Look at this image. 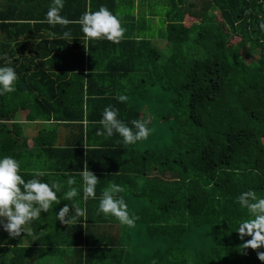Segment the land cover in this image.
I'll use <instances>...</instances> for the list:
<instances>
[{
	"label": "trees",
	"instance_id": "1",
	"mask_svg": "<svg viewBox=\"0 0 264 264\" xmlns=\"http://www.w3.org/2000/svg\"><path fill=\"white\" fill-rule=\"evenodd\" d=\"M165 1L163 52L140 36L123 37L118 44L84 42L75 23L80 14L100 4L116 12L118 0H64L61 15L72 21L66 26L40 22L51 0H0V54L13 57L18 73L16 90L0 95V154L22 160L23 123L54 119L87 136L101 127L109 105L125 123L147 120L149 137L134 145L123 144L115 133L112 139L99 136L98 144L84 154L70 138L64 146L51 143L45 150L49 176L43 179L64 180L86 161L98 177L100 192L109 181L126 186L124 193L136 197L126 202L129 212L137 208L130 213L137 217L134 235L147 252L134 264H264L257 258L264 246L241 248L235 228L244 213L234 203L248 188L264 195V32L257 26L264 20V0ZM72 28L78 31L71 36L88 53L86 73L84 55L60 65L56 51L61 41L45 37L48 29L57 36ZM96 46L99 54L92 53ZM91 61L98 62L94 71ZM56 95L65 104L51 102ZM67 154L73 163L65 160ZM21 168L29 169L25 162ZM52 211L32 222L39 237L46 235L40 227H47ZM100 221L88 217L84 224L58 222L54 227L67 233L63 243L68 247H92L88 231L94 223L95 229L100 223L110 228L120 224L110 216ZM101 240L103 236L85 256H99L94 264H114L111 256L124 254L123 244L118 249ZM119 258V264H128V254Z\"/></svg>",
	"mask_w": 264,
	"mask_h": 264
},
{
	"label": "clouds",
	"instance_id": "2",
	"mask_svg": "<svg viewBox=\"0 0 264 264\" xmlns=\"http://www.w3.org/2000/svg\"><path fill=\"white\" fill-rule=\"evenodd\" d=\"M63 7L64 0H51L42 22L52 26H66L71 23L72 21L61 15ZM75 23L79 24L85 38L93 41L104 39L118 44L124 37L121 14L110 10L105 4H100L95 10L86 7ZM257 26L264 32V20H260ZM63 37L70 38V41L73 38L70 30H65ZM0 59L6 60V63H0V95H4L16 90L18 73L12 64L13 57L0 54ZM124 99L123 96L119 97L121 101ZM148 123L147 120L136 119L125 123L118 118L117 110L109 105L102 112L99 120L101 127L96 130V135L109 138L115 133L123 144L134 145L149 137L151 129ZM22 163L14 154H0V229L6 231L9 237L15 238L21 232L30 235L31 229L28 225L39 220L42 212L47 213L50 208L60 203L58 193H62L64 200L72 201L56 210L55 220L62 224L77 223L88 218L86 207L80 206L74 199L77 197L85 203L89 199L98 200V215L112 216L126 226L135 223L136 215L129 213L128 204L120 195L126 191V186L109 181L97 197L98 177L89 169L86 161L77 174L66 175L62 181L43 179L49 176V172L43 167L22 170ZM234 203L244 213L237 219L235 228L243 242L241 248L257 249L264 246V195L258 194L254 188H248L234 198ZM245 236L250 238L245 240ZM4 243L5 241L0 240V246ZM257 258L264 261V251H258Z\"/></svg>",
	"mask_w": 264,
	"mask_h": 264
},
{
	"label": "crops",
	"instance_id": "3",
	"mask_svg": "<svg viewBox=\"0 0 264 264\" xmlns=\"http://www.w3.org/2000/svg\"><path fill=\"white\" fill-rule=\"evenodd\" d=\"M89 1V0H87ZM119 7L116 10L121 14V20H122V27L125 29L124 32V38L125 37H135L139 38H149L152 40L153 44L155 45V38L151 37V35L146 32V27L152 26V25H158L159 15L160 12L165 13V11H158L157 9L154 12H151L147 7L152 8L153 5H160L165 4V0H118ZM110 9V8H109ZM143 9L148 12L149 15L146 16V18L152 19V23L149 25H136L135 22L139 20V18H136V15H138ZM158 11V12H157ZM39 22V20L37 21ZM40 22H42L40 20ZM166 19L164 21H159V25L157 28V36L158 38H161V42H163V46L165 49L167 48L166 40L162 38L160 33L165 28L166 25ZM46 23V22H43ZM145 23V22H144ZM47 27V26H44ZM51 28V27H50ZM70 31L77 32V28L67 29ZM38 32V31H36ZM52 29H48V34L45 36L46 39L49 40H60V46L59 51H56L57 58L59 59L60 65H69L71 62H75L81 58L82 55H84V73L88 71L87 67V61H88V53L85 51L84 53L79 48L81 43L77 42L76 39H79L77 37H73L70 41V38L63 37V34L54 36L51 34ZM87 41V38L84 39V42ZM77 42V43H76ZM92 45L96 44L95 42L91 43ZM63 45L65 47L63 49H60ZM75 45V47H73ZM156 46V45H155ZM98 46L93 48L92 53L94 54L96 51V54H99ZM157 47V46H156ZM53 54V52H52ZM96 64H98L97 61H91V71L95 69ZM56 73L65 72V71H55ZM69 73H73V71L69 70ZM57 86L54 85V90H57ZM58 95V94H57ZM54 96L53 99H50L51 102L56 101V103H59L60 105L65 104V101L61 100L59 96ZM73 122V121H72ZM83 125L85 126L86 119L83 121ZM24 126V135L26 137V146L23 148V163L25 162L28 164L29 169L33 167H43L46 170L50 168V162L46 160L47 155L49 154L46 152V148L48 145L53 143L54 146L60 147L64 146L65 140L67 138H70L71 143L74 145H78V149L81 148L83 151V154L88 152L91 148V144H98L100 141V137L96 135V129L93 128L91 131L87 132V136H85V132L80 135L79 130H74L71 127L66 126H60L58 125V122L54 119L50 120H36L34 122L29 123H23ZM83 126V127H84ZM77 128V127H76ZM112 139V138H109ZM116 139V138H114ZM99 156L94 157L93 159H97ZM68 160L69 163H73V157L69 154L65 156V160ZM78 158H76V161ZM59 163V162H57ZM59 180H63L62 178H59ZM100 185L97 184V197L100 195ZM125 202L132 200L133 198H136L135 196H132L130 193H121L120 194ZM61 201L59 204L55 205L53 207V211L51 214L53 215L51 221L47 222V227H40L41 229H45L46 235L44 237H39V234L34 232L31 228V224L28 225V227L31 229V234H25L21 232V234L15 238L9 237L8 233L4 231L3 229H0V240L5 241L3 246H0V264H94L98 262L99 256L96 254H87L85 256V252H87L90 248L95 250L97 248L96 241H98L99 238H102L108 241L113 242L117 248L119 249L120 246L123 244L124 246V254H116L114 256H111V262L114 264H119L120 256L129 255L128 264L132 263L134 264L136 261H140L143 256V252L146 254L144 250L143 241L136 237L134 234V226H126L124 227L118 223L112 224L113 227L110 228L106 225H103V223L98 224L100 226L99 228L94 227V229H91L88 231V233L91 231L92 235L90 236L91 239H88L92 242L91 246L88 247L85 245H82L81 248L79 247H72L67 246L66 243H63V238L67 237L66 232H62L56 228V223H61L59 220H55L56 216V210H58L60 207L63 206L62 202L66 201L68 203H72V201L64 200L62 196H59ZM76 201H78L80 204L84 203L83 201L79 200V197L74 198ZM63 200V201H62ZM63 202V203H64ZM87 217L92 218L93 220L96 219L97 221L103 220L105 217L103 214H97L96 213V206L98 204V200L96 199H89L87 201ZM84 207V206H83ZM137 208L135 206L131 207V210L129 213H131L133 210H136ZM112 217V216H110ZM114 218V217H113ZM102 222V221H100ZM85 223V219L82 224ZM62 224V223H61ZM56 225V227H54ZM125 227H127L125 229ZM61 228H64L63 226ZM56 231V232H55ZM74 231V230H73ZM77 232L76 230L74 231ZM70 232L71 237H73V233ZM77 234V233H76ZM124 236L122 239L121 237ZM74 239V238H73ZM101 240V241H105ZM120 244V246L118 245ZM82 250V251H81ZM135 251V252H134ZM104 263V261H103Z\"/></svg>",
	"mask_w": 264,
	"mask_h": 264
},
{
	"label": "rangeland",
	"instance_id": "4",
	"mask_svg": "<svg viewBox=\"0 0 264 264\" xmlns=\"http://www.w3.org/2000/svg\"><path fill=\"white\" fill-rule=\"evenodd\" d=\"M169 7V6H168ZM151 12H154L156 9L158 10V11H166V9H167V4L165 3V4H160V5H153V7L152 8H149V7H147ZM157 11V12H158ZM161 14L159 15V20H158V25H159V21H164V19H165V13H163L162 14V12H160ZM147 15H149L148 14V12L147 11H145V9H143L138 15H136V18H139V20H137L136 22H135V24L136 25H143V26H145V25H149L150 23H152V19H149V18H146V16ZM192 21H193V19H192ZM145 22V23H144ZM190 22H191V20H189V19H185L184 20V24H186V25H188V24H190ZM158 25H152V26H148V27H146V32H147V34L149 33L150 35H151V37H154L155 38V40H154V42H155V45L161 50V51H163V52H166V49H165V47L162 45L163 44V42H161L162 40H161V38H158V36H157V28H158ZM232 41H234V40H232ZM162 130H163V132H164V134L166 135V136H168L169 135V133H170V131H168V130H166L165 128H164V125H163V127H162ZM25 146H26V144H25ZM136 236V235H135ZM138 237V236H137ZM151 252H149V254H150Z\"/></svg>",
	"mask_w": 264,
	"mask_h": 264
}]
</instances>
